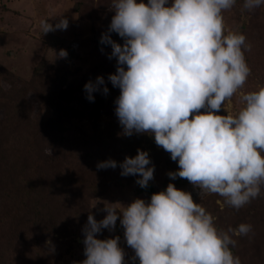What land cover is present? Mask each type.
Wrapping results in <instances>:
<instances>
[{"label":"clouds","instance_id":"9594fccd","mask_svg":"<svg viewBox=\"0 0 264 264\" xmlns=\"http://www.w3.org/2000/svg\"><path fill=\"white\" fill-rule=\"evenodd\" d=\"M236 0H111L112 17L101 44L111 45L109 59L117 70L108 80L120 89L116 115L124 134L149 133L157 146L178 161L171 179H186L200 190L225 198L237 210L257 198L264 186V87L241 95L245 107L237 115L219 114L224 103L241 89L251 73L244 50L246 36L228 30L223 11ZM264 5V0H244L242 10ZM44 34L67 29V19L53 25L41 20ZM123 38V44L110 33ZM59 57H67L61 50ZM104 85L103 76L84 85L87 99ZM204 109V111H201ZM147 151L138 149L119 164L122 176H138L147 188L155 166ZM117 161L99 162L98 169L116 168ZM105 204L107 215L97 221L88 215L83 228L81 264H125L120 237L100 239L103 229H124L127 245L139 264H241L231 247L233 237L246 236L252 225L218 230L214 217L191 192L169 183L153 193L150 202L137 198L117 207ZM122 216V218H121Z\"/></svg>","mask_w":264,"mask_h":264},{"label":"rangeland","instance_id":"374dc122","mask_svg":"<svg viewBox=\"0 0 264 264\" xmlns=\"http://www.w3.org/2000/svg\"><path fill=\"white\" fill-rule=\"evenodd\" d=\"M77 2L84 10L85 7L90 10L83 18L75 9ZM110 5L111 0H0V148L9 136L6 120L14 118L12 114L23 101L32 108L33 117L49 119L55 115L52 101L56 100L71 111L63 123L67 134L90 140L94 149L103 148L117 161L109 188L94 196L84 195L82 203L77 192L62 185L44 182L40 187L43 189L35 186L26 191L24 186V191H19L13 186L16 183L8 182V171L0 174V264H81L86 259L83 228L90 213L99 221L107 215L103 211L105 204L118 203L115 206L123 207L137 198L150 202L153 193L141 189L136 183L138 176L121 175L119 164L128 156L135 157L138 149L147 151L151 159L149 167L155 166L154 179L149 183L156 192L165 190L169 183L191 192L194 201L214 217L218 230L251 224L252 232L233 237L237 243L230 247L241 264H264V186L257 198L237 210L218 194L201 195L186 179H171L168 174L178 171V161H173L170 153L156 145L154 135L124 134L115 111L120 89L108 80L117 70V60L109 59L111 45L100 42L115 14ZM247 13L246 17H240L233 7L223 11L225 35L228 30L238 31L246 24L244 35L251 50L244 51L258 65L261 77L251 70L244 86L224 103L219 113L222 115H237L245 107L241 95L264 87V5ZM61 19H67V29L43 33L41 20L56 25ZM110 35L123 44L117 33ZM61 50L67 51V57H59ZM99 76L104 77L108 93H103L104 85H101L93 93L94 101H89L84 85L90 80L95 82ZM52 146L41 145L44 151ZM47 178L54 179L52 171ZM250 209L260 214L252 216ZM97 236L100 239L119 236L125 264H137L120 219L114 230L105 228Z\"/></svg>","mask_w":264,"mask_h":264},{"label":"trees","instance_id":"16d2710c","mask_svg":"<svg viewBox=\"0 0 264 264\" xmlns=\"http://www.w3.org/2000/svg\"><path fill=\"white\" fill-rule=\"evenodd\" d=\"M243 4L244 0H236L233 6L240 17L248 14V10H242ZM75 9L81 18L90 11L86 7L84 10L80 2H77ZM245 30L246 24L237 32L245 34ZM244 54L253 74L261 77L256 62L246 51ZM52 107L55 111L54 117H33L32 108L23 101L19 110L12 114L14 118L6 120V132L9 136L6 144L0 148V174L4 175L8 171V182L16 183L13 186L19 191H24V186L26 191L34 189L35 186L40 188L44 182H51L55 186L62 185L66 190L77 192L80 195L79 202L82 203L84 195L101 194L109 188L112 168L98 169L97 165L111 158L103 148L94 149L90 140L67 134L63 123L71 111L66 104L53 100ZM43 143L52 144L53 148L44 151L41 147ZM50 171L53 173V180L47 178ZM141 189L149 193L156 192L150 183L147 188ZM249 211L252 216L260 214L256 209ZM258 250L256 247L255 251Z\"/></svg>","mask_w":264,"mask_h":264}]
</instances>
